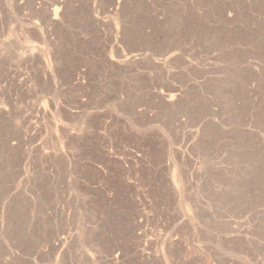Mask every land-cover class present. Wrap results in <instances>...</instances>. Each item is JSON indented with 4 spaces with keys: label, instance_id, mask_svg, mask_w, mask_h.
Listing matches in <instances>:
<instances>
[{
    "label": "rangeland",
    "instance_id": "1",
    "mask_svg": "<svg viewBox=\"0 0 264 264\" xmlns=\"http://www.w3.org/2000/svg\"><path fill=\"white\" fill-rule=\"evenodd\" d=\"M0 264H264V0H0Z\"/></svg>",
    "mask_w": 264,
    "mask_h": 264
},
{
    "label": "bare ground",
    "instance_id": "2",
    "mask_svg": "<svg viewBox=\"0 0 264 264\" xmlns=\"http://www.w3.org/2000/svg\"><path fill=\"white\" fill-rule=\"evenodd\" d=\"M163 97H164V95H163ZM167 97V96H166ZM111 158V157H110ZM122 167V166H121ZM101 175V174H100ZM62 238L63 237H61V238H59L58 240L61 242L62 241ZM60 244V243H59ZM58 245V244H57Z\"/></svg>",
    "mask_w": 264,
    "mask_h": 264
}]
</instances>
